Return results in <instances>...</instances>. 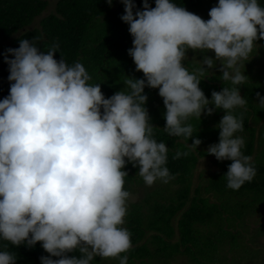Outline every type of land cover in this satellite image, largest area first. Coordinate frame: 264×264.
<instances>
[{
	"label": "clouds",
	"instance_id": "1",
	"mask_svg": "<svg viewBox=\"0 0 264 264\" xmlns=\"http://www.w3.org/2000/svg\"><path fill=\"white\" fill-rule=\"evenodd\" d=\"M107 2L111 6L113 0ZM120 2L121 19L133 37L128 54L144 74L127 78V91L105 98L82 63L70 66L55 59L58 45L42 52L34 40L21 39L18 49L5 54L11 86L0 101V240L16 247L39 243L50 254L40 258L41 264H92L96 257L129 264L122 255L132 248L123 226L131 199L124 169L128 163L138 168L148 187L172 179L169 149L154 138L145 107L146 87L159 90L166 108L163 130L172 137L193 139L190 118L223 110L219 143L210 145L207 155L232 162L223 178L233 191L256 176L252 157L242 152L245 141L237 135L242 119L233 111L246 104L239 86L247 76L241 67L248 57L253 61L254 47L264 40L261 0H218L207 21L174 0H155V8L144 0L143 11L133 0ZM189 50L214 52L215 58L205 55L189 72L184 66ZM217 62L220 79L232 87L213 91L209 100L201 77ZM257 99L264 107V96L257 93ZM201 144L196 138L189 146ZM181 155L187 153L177 152L175 158ZM0 264H16V258L0 251Z\"/></svg>",
	"mask_w": 264,
	"mask_h": 264
},
{
	"label": "trees",
	"instance_id": "2",
	"mask_svg": "<svg viewBox=\"0 0 264 264\" xmlns=\"http://www.w3.org/2000/svg\"><path fill=\"white\" fill-rule=\"evenodd\" d=\"M133 2L138 10H144V0ZM174 2L205 21L210 19V10L218 5V0ZM148 3L155 8V0ZM261 3L264 5V0ZM50 5V0H0V101L10 94L11 86L5 54L8 49H18L21 39L34 40L42 52L58 45L55 59H64L70 66L74 62L82 63L91 76L90 83L100 84L105 98L127 91V78H144L128 54L133 37L129 25L121 19L125 14L122 3L118 13L111 12L112 5L107 0H58L54 10L48 11ZM44 12L47 14L43 15ZM258 49L263 55L264 40L257 42L252 54ZM188 53L197 55L200 61L205 55L215 58L214 52L189 50ZM8 58L14 59L11 55ZM188 65L189 72L200 67L192 62ZM219 69L218 62L215 69L205 67L208 72L201 77L200 88L209 100L213 91L232 87L220 79ZM245 75L247 78L239 87L246 104L234 109L233 115L242 119L244 127L237 135L245 141L242 152L252 157L256 176L238 191L229 189L223 178L232 162H221L207 155L208 147L219 143L217 125L225 112L214 110L213 115L205 113L201 120L195 117L188 120L194 130L193 139L202 141L198 149L192 148L189 145L193 139L172 137L163 130L166 126L163 98L158 89L145 88L148 98L145 107L154 127V138L169 149L167 167L172 179L168 183L158 180L148 187L137 175L138 168L128 163L124 169L128 172L125 190L133 195L140 186L144 195L139 202L127 203L123 226L131 234L132 248L122 255L128 256L129 264H173L181 256L191 264H264V242L260 239L264 236V221H255L251 232L249 227L250 218L264 217V107L258 105L257 99V93L264 96V83L252 70ZM177 152L187 155L175 158ZM206 158H211L219 170L210 175L198 173L201 159ZM0 251L14 255L16 264H41L40 258L50 255L39 243L34 248L16 247L3 240ZM73 255L80 254L70 253L69 257ZM108 261L119 264V258L99 257L92 264Z\"/></svg>",
	"mask_w": 264,
	"mask_h": 264
},
{
	"label": "rangeland",
	"instance_id": "3",
	"mask_svg": "<svg viewBox=\"0 0 264 264\" xmlns=\"http://www.w3.org/2000/svg\"><path fill=\"white\" fill-rule=\"evenodd\" d=\"M57 1L58 0H50L52 5L49 6L48 11L54 10V6H55V3ZM120 4H121L120 0H114L113 5L111 6V12L112 13H118ZM45 14H47V13L44 12L43 15H45ZM102 20H105V18L102 17ZM258 51L255 54L252 62L249 63V57H248V59H247L248 63H247V65L241 67V71L244 72V73H248V75H249V70H252L253 73L256 76L258 75L259 81L264 83V78H262V76L264 75V52H263V55H261ZM247 60L243 62V65L247 62ZM198 61H200V58L197 57V55L195 56L194 54L187 53V57H186V59L184 61V66L187 67V69H189L190 68V66L188 65L189 62H192L193 65H196V64L200 65L198 63ZM249 64L252 65L253 67H250ZM219 72H221V71H219ZM241 96H242V94H241ZM199 164L200 165L198 167L199 168L198 173H202L203 172V173H207L208 175H210L211 173H213V171L219 170L218 167H216L214 165V163L211 161V158L201 159V163H199ZM132 194L133 195H131L130 202L136 203V202L141 201L142 197L144 196L142 194V187L139 186V188H137V189L135 188V193H132ZM259 216L260 215H256V216H254V218H250L249 219L250 232H251V230L253 228V223L255 221H257V222H259V221L263 222L264 221V217L261 218V216L260 217ZM177 239H178V235L176 236L175 240H177ZM260 239H261V241L264 242V236L260 237ZM249 244H251V243L249 242ZM172 263L173 264H191V263L188 262V259L185 256H181V258L179 260L176 259ZM101 264H114V263L112 261H108L106 263H101Z\"/></svg>",
	"mask_w": 264,
	"mask_h": 264
}]
</instances>
